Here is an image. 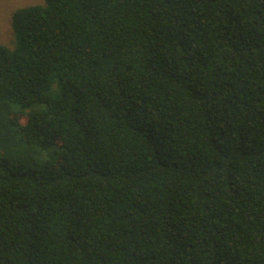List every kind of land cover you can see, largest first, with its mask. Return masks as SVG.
<instances>
[{"label":"trees","instance_id":"1","mask_svg":"<svg viewBox=\"0 0 264 264\" xmlns=\"http://www.w3.org/2000/svg\"><path fill=\"white\" fill-rule=\"evenodd\" d=\"M0 44V264H264V0H43Z\"/></svg>","mask_w":264,"mask_h":264},{"label":"rangeland","instance_id":"2","mask_svg":"<svg viewBox=\"0 0 264 264\" xmlns=\"http://www.w3.org/2000/svg\"><path fill=\"white\" fill-rule=\"evenodd\" d=\"M42 2L43 0H0V44L9 45L13 41L11 22L15 11Z\"/></svg>","mask_w":264,"mask_h":264}]
</instances>
